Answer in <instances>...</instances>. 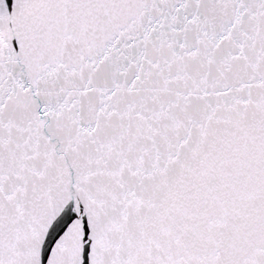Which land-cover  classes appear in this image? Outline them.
Returning a JSON list of instances; mask_svg holds the SVG:
<instances>
[{
    "label": "snow or ice",
    "instance_id": "obj_1",
    "mask_svg": "<svg viewBox=\"0 0 264 264\" xmlns=\"http://www.w3.org/2000/svg\"><path fill=\"white\" fill-rule=\"evenodd\" d=\"M0 264H264V0H0Z\"/></svg>",
    "mask_w": 264,
    "mask_h": 264
}]
</instances>
